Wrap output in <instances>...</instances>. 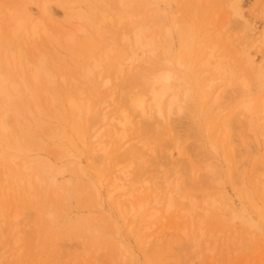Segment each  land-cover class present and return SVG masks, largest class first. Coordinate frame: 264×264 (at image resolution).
Segmentation results:
<instances>
[{
	"label": "rangeland",
	"instance_id": "rangeland-1",
	"mask_svg": "<svg viewBox=\"0 0 264 264\" xmlns=\"http://www.w3.org/2000/svg\"><path fill=\"white\" fill-rule=\"evenodd\" d=\"M28 1L0 0V44L4 43V47L0 46V58L7 47L6 38L11 37L8 29L11 30L13 24L7 10L12 7L26 9L40 16L37 2L32 4ZM195 3L194 0H143L140 13L143 21L149 22L154 31L169 22L165 19L167 12L177 14V28L171 35L158 40L162 53L168 52L175 59L184 58L187 56L184 42L190 43L195 35L197 38L207 37L209 45L217 43L229 56H235L236 50L231 43H237L238 49L247 31L245 23L233 16L228 7L229 0ZM113 7L110 0L105 5H99L100 11L108 14L112 13ZM242 8L244 19L253 28L252 33L263 36L264 0H243ZM53 10L57 24L66 25L64 10L56 6ZM155 12L159 14L157 17L152 16ZM103 28L113 38L119 35L117 24H104ZM105 43L111 42L101 39L95 29L80 34L74 43L55 45L53 49L48 43L47 53H44L48 55L50 81L47 78L36 85L33 96L28 92L26 98L31 103L24 107L21 102L19 106L23 107V113L25 108L29 111L22 113L19 121L11 123V133L0 136V158L3 154L6 167L11 169L9 171L5 167L7 178L13 183V179L18 178L17 173L23 174L21 164L26 162L32 165L41 179L40 183L35 182L33 190L16 186V195L11 192L0 196V264H264V200L258 195L256 187L261 180L257 177H262L264 173V138L255 126L258 125L257 117L241 114L245 94L237 92L236 84L228 85L227 80H223L206 89L211 96L218 93V107L223 110L220 118L234 119L226 129L228 142L221 149L214 151L213 143L219 139L217 127L211 125V133H206L204 117L201 129L186 116L173 118L171 131L164 126L156 130L152 126L154 121H144L141 130L144 139L167 145V150L160 153L159 158L151 160L144 170L149 177L162 172L172 181L179 180L181 193L189 199L184 203L176 197V206L169 214L159 207V220L149 219L151 206L148 207L141 221L144 225L156 222L152 230H144L141 223L136 233L131 234L128 223L123 221L118 209L107 198V180L96 181L98 186L91 182L93 176L101 174L99 165L92 159L88 164L93 151L89 144L75 135L73 115L64 103L68 97L80 92L96 100L103 98L106 89L100 80H82L79 72L92 52L100 51ZM259 47L256 45L249 51L256 66L253 69L244 68L251 81L250 94L257 100L264 99V45ZM139 54L141 59H145L142 52ZM242 67L240 62L236 69L241 71ZM125 90L127 93L128 90ZM116 93L115 97H118L119 91ZM209 103L214 107L211 101ZM213 114L212 110L209 115ZM247 120L251 121L250 125ZM156 132L160 134L158 139L155 138ZM226 155L229 162L225 161ZM13 156L17 157L18 166L11 161ZM211 163L227 172L228 177L219 185L204 179L206 165ZM92 164L98 166L93 167ZM48 168L52 170L51 177L46 174ZM1 169L0 188L6 178V170L2 173L4 169ZM88 172L92 178L86 175ZM19 190L30 194L25 196ZM211 193L214 198L218 197L219 202L212 208L207 207L210 212L206 213L199 208H206L204 198ZM183 208L187 211L195 209L193 219L203 221L201 227L207 235L202 239L203 246L200 248H192L193 243L177 231L184 223H190V218L179 213ZM15 212L18 214L16 220ZM17 223L19 228L14 230L12 226ZM119 228L122 236L117 233ZM162 228H165L166 235L158 244L154 242L147 248L143 245V248L137 241L138 236L144 240L145 235H156L155 232ZM215 239H218L217 248L211 251L209 248L213 247ZM226 240L231 241L227 244ZM127 248L136 252V262L126 261L130 257ZM94 257H98L97 261Z\"/></svg>",
	"mask_w": 264,
	"mask_h": 264
},
{
	"label": "bare ground",
	"instance_id": "bare-ground-1",
	"mask_svg": "<svg viewBox=\"0 0 264 264\" xmlns=\"http://www.w3.org/2000/svg\"><path fill=\"white\" fill-rule=\"evenodd\" d=\"M29 1L32 4L37 2L40 6H37L40 9V16H36L34 12L26 9H14L11 5L12 9L6 12L11 15L12 20L10 21L13 24L12 27L10 26L11 30L8 29L9 32L11 31V37L6 38L7 47L0 58V136L11 133V123L19 121L21 115L23 116L24 113H27L25 111H29L25 108L23 113V107L19 106L21 102V104H25L24 107L31 103V100L26 98L28 92L30 91L33 96L36 85L41 84L47 78L50 81L48 55L44 53H47L49 45H51L49 47L51 49L55 45L59 47L64 43H74L78 36L88 29H95L101 39L107 42L110 40L111 43H105L100 51L92 52L79 72V77L82 80L92 78L100 80L106 89L103 98L96 100L88 94L85 97L80 92L68 97L64 104L70 110L71 116L73 115L75 135L89 144L93 151L91 157L89 155L88 164H91L90 161L96 160L100 168L99 177L95 175L92 178L89 172L86 175L91 176L93 180L91 182L95 185H97L96 181L107 180V198L118 209L123 221L128 223V231L131 234L136 233L142 223L141 216L148 207L151 206L149 219L159 220L161 215L159 207L169 214L176 206L174 204L176 197H180L184 203L189 201L181 193L182 190L178 185L180 184L179 180L172 181L162 172H157L149 177L144 170L151 160L159 158L160 153L167 150V145L154 144L144 139L141 133L144 121H154L152 126L156 130L164 126L168 131H171L172 121L176 116L189 117L195 124L197 123L199 129L203 128L202 117H204L206 133H211V125L215 124L214 126L217 127L219 139L213 143L214 151L221 149L228 142L225 137L226 129L233 118H220L223 110L218 107V93L211 96L206 89L220 81L227 80L228 85L236 84L238 93L245 94L240 107L241 114L248 115L250 118L257 117L258 125L255 126L261 131L260 135L264 138V99L257 100L250 94L251 81L249 73L244 70L245 67L253 69L256 66V61L249 51L256 45H259V48L264 45L262 39L264 35L256 36L252 33L253 28L249 26L243 16V0H229L228 4L233 16L240 18L245 23V32L247 31L243 35L245 37H242L244 39H241L243 43L239 42L238 49L237 43H231V47L236 50L235 56H229L228 52L217 43L209 45L207 37L197 38L194 35L191 37L190 43L184 42L187 56L176 59L168 52L162 53L158 46L160 38L171 35L177 28L176 13L167 12L169 15L166 14L167 17L163 16V18L169 22L166 20L168 22L165 23L166 26L154 31L149 22L143 21L140 13L143 0H110L114 4L111 14L106 11L101 12L99 8V5H105L109 0ZM194 1L195 4H199L202 1L211 0ZM53 6L64 10L66 25L57 24L58 19ZM23 7L26 6L21 8ZM154 14L152 16L159 15L158 12ZM104 24H117L119 35L113 38L104 30ZM157 32L160 34H156ZM1 45L3 46L4 43ZM36 45L38 48L35 47ZM140 52L143 53L145 59L139 57ZM237 62L243 63L244 67L241 71L237 70L239 67L236 69ZM258 76L259 79H262V76L259 74ZM125 89L128 90L127 93H125ZM116 91H119L118 97H115ZM212 110L214 114L209 115ZM250 122H248L249 125ZM253 128L252 126L251 131ZM159 136L160 134L156 132L155 138L158 139ZM1 157L4 158L3 154ZM2 158H0V169H4L2 172L4 173L6 162ZM11 161L18 166L17 157H11ZM225 161L229 162L227 155ZM21 165L23 174L17 173L18 178L15 181L13 179V183L7 178L6 170L4 174L6 178L3 181V187L0 188V196H3L4 193L8 195L11 192L16 195L18 193L16 186L33 190L35 182H41L39 173H35L32 165L26 162ZM8 170L11 171V169ZM85 171L87 172V169ZM205 171V176H207H204V179L207 178L205 181L209 179L216 185L228 177L227 172H223L224 170L214 163L206 165ZM46 174L52 176L51 168H48ZM257 178H261L260 181L258 180L259 184L256 185L259 189L257 192L264 200V173L262 177ZM96 188L99 193V188ZM20 193L25 196L30 194L27 191ZM147 193L149 196L145 197ZM219 195L224 198L222 193ZM245 196L248 195L245 194ZM217 198H214L212 193L206 195L204 198L206 208L202 206L199 209L209 213L210 209L207 207H214L219 202ZM257 209L261 208L257 207ZM194 210L187 211L186 208L180 210V214L190 218V223H184L180 228L178 227L179 229L177 228V231L183 238L185 237L186 240L193 243L192 248H200L203 246L202 239L207 234L201 227L203 221L193 219L192 212ZM17 217L18 214L15 212L14 219L16 220ZM18 225L19 223L12 228L18 229ZM142 225L144 230L150 231L156 226V222L145 225L142 223ZM164 229L156 231V235L153 233H150L149 236L145 235L146 239L144 240L147 241H144L142 236H138L137 241L145 248L154 242V244H158L165 238ZM118 231L117 233L120 234V228ZM197 232L199 234L195 235ZM209 240L206 244L209 243ZM226 241L225 243L228 244ZM239 241L241 240L239 239ZM213 243L211 245L213 247L209 248L211 251L217 248L218 239H215ZM126 252L130 256L126 259L127 262L137 261L138 256L135 251L127 248ZM62 259L64 260L63 257ZM97 259L98 257H94V261ZM168 264H172V262H168Z\"/></svg>",
	"mask_w": 264,
	"mask_h": 264
}]
</instances>
